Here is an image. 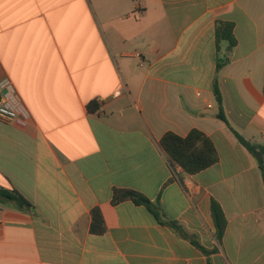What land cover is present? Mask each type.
Masks as SVG:
<instances>
[{
  "label": "crops",
  "instance_id": "crops-1",
  "mask_svg": "<svg viewBox=\"0 0 264 264\" xmlns=\"http://www.w3.org/2000/svg\"><path fill=\"white\" fill-rule=\"evenodd\" d=\"M5 78L28 115L0 121V186L32 207L0 200V264H264V0H0ZM193 130L219 161L189 175L160 142ZM115 190L141 193L160 220Z\"/></svg>",
  "mask_w": 264,
  "mask_h": 264
},
{
  "label": "trees",
  "instance_id": "trees-1",
  "mask_svg": "<svg viewBox=\"0 0 264 264\" xmlns=\"http://www.w3.org/2000/svg\"><path fill=\"white\" fill-rule=\"evenodd\" d=\"M216 38L218 44L221 41H227L229 43V47L232 49L237 44V40L234 35V25L232 23L225 22L219 23L216 29ZM221 66V64L218 65L219 68H221ZM214 93L219 104L218 117L224 122L228 123L223 109V98L217 85V82L214 86ZM99 110L100 105L97 101L94 100L89 103L88 111L90 113H97ZM236 135L240 142L250 152L256 151V148L252 144L244 140L238 133H236ZM160 144L171 165L176 169H181L183 172L189 175L198 174L212 167L219 161V156L213 142L204 133L198 130H193L186 137H181L172 132L166 133L163 136ZM262 171L264 176L263 168ZM0 200L14 203L15 206L20 210H28L32 207L30 202L18 191L10 190L2 186H0ZM124 200H132L137 205L145 206L152 214H154L160 220L158 206L153 204L141 193L132 190H115L114 202L119 203ZM211 210L216 230L215 237L217 242L221 244L226 232L228 221L221 205L215 200L212 202ZM163 223L170 226L181 237L190 240L198 249H200L208 257H210V255L215 252V250H208L201 246L198 241L193 236H191L178 222L171 221ZM102 225L103 218L100 213V210H94L92 230L94 232L102 233L104 231Z\"/></svg>",
  "mask_w": 264,
  "mask_h": 264
},
{
  "label": "built area",
  "instance_id": "built-area-1",
  "mask_svg": "<svg viewBox=\"0 0 264 264\" xmlns=\"http://www.w3.org/2000/svg\"><path fill=\"white\" fill-rule=\"evenodd\" d=\"M28 115L14 84L9 78L0 81V121L14 122Z\"/></svg>",
  "mask_w": 264,
  "mask_h": 264
},
{
  "label": "water",
  "instance_id": "water-1",
  "mask_svg": "<svg viewBox=\"0 0 264 264\" xmlns=\"http://www.w3.org/2000/svg\"><path fill=\"white\" fill-rule=\"evenodd\" d=\"M256 156L258 158L259 163L262 165L263 161H262L261 154L256 153ZM161 218L163 219V221H167V219L162 215V213H161Z\"/></svg>",
  "mask_w": 264,
  "mask_h": 264
}]
</instances>
